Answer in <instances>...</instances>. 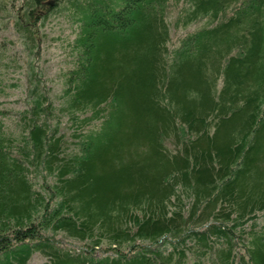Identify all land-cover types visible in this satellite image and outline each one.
<instances>
[{"label":"trees","instance_id":"1","mask_svg":"<svg viewBox=\"0 0 264 264\" xmlns=\"http://www.w3.org/2000/svg\"><path fill=\"white\" fill-rule=\"evenodd\" d=\"M48 1L0 0L29 55L73 32L16 110L0 36V264H264V0Z\"/></svg>","mask_w":264,"mask_h":264},{"label":"rangeland","instance_id":"2","mask_svg":"<svg viewBox=\"0 0 264 264\" xmlns=\"http://www.w3.org/2000/svg\"><path fill=\"white\" fill-rule=\"evenodd\" d=\"M10 20V24L7 22ZM198 24L191 25L188 29L196 27ZM44 34L42 36L41 51L38 55H29L30 52L25 51L18 34L15 32L13 20L10 12L0 10V36L8 40H12L10 52H16L17 59L22 66L14 69H9L10 82L17 83L13 87H9V95L1 99L2 106L9 109H18L23 107V100L26 97V71L30 63L36 61V84L41 89L44 88L49 94H59L63 88V71L70 65L69 62V46L68 41L73 36L72 26L70 21L63 15L52 13V16L42 28ZM186 29L173 30L174 40L182 34ZM37 59H35V58ZM34 79V76L32 77ZM43 90V89H42ZM10 117L12 114L9 115ZM7 116V117H9ZM7 123L12 124L11 119L7 118ZM259 225L262 223V217L258 219ZM261 238L255 236L254 244L251 248L254 250V255L259 251L260 241L264 242V228ZM64 245L70 247H81V243L73 241L65 236H58ZM264 244V243H263ZM101 251L97 250L96 254ZM251 254V252H250ZM45 256L40 252L33 254L28 264H42L45 261Z\"/></svg>","mask_w":264,"mask_h":264},{"label":"water","instance_id":"3","mask_svg":"<svg viewBox=\"0 0 264 264\" xmlns=\"http://www.w3.org/2000/svg\"><path fill=\"white\" fill-rule=\"evenodd\" d=\"M48 3H49V4H53V1H52V0H49Z\"/></svg>","mask_w":264,"mask_h":264},{"label":"bare ground","instance_id":"4","mask_svg":"<svg viewBox=\"0 0 264 264\" xmlns=\"http://www.w3.org/2000/svg\"><path fill=\"white\" fill-rule=\"evenodd\" d=\"M157 5V4H156ZM172 7V6H171ZM179 12V11H178ZM241 48V47H240ZM84 119V118H83Z\"/></svg>","mask_w":264,"mask_h":264}]
</instances>
